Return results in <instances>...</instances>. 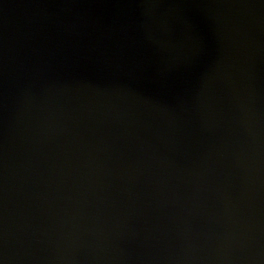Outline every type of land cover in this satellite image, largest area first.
Masks as SVG:
<instances>
[{
  "label": "water",
  "instance_id": "1",
  "mask_svg": "<svg viewBox=\"0 0 264 264\" xmlns=\"http://www.w3.org/2000/svg\"><path fill=\"white\" fill-rule=\"evenodd\" d=\"M0 264H264V0H0Z\"/></svg>",
  "mask_w": 264,
  "mask_h": 264
}]
</instances>
